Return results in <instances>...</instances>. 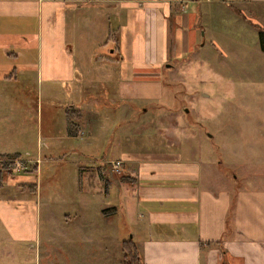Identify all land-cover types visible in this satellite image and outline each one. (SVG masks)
Here are the masks:
<instances>
[{"label": "crops", "instance_id": "crops-1", "mask_svg": "<svg viewBox=\"0 0 264 264\" xmlns=\"http://www.w3.org/2000/svg\"><path fill=\"white\" fill-rule=\"evenodd\" d=\"M237 1L247 2L257 21L229 0H0V160L24 159L20 148L32 146L37 131L36 153L25 151L32 168L18 175L36 190L0 199V212L33 210L34 172L49 159L43 146L52 160L62 154L68 163L57 195L74 208L53 213L44 232L32 218L0 219L7 239L21 245L3 242L0 264H38L42 255L46 264H122L123 250L112 263L110 249L89 256L81 247L115 238L122 249L118 214L143 264H264V189L236 191L229 228L233 194L202 159L211 156L209 140L195 124L177 121L182 108L169 113L175 121H161L168 109L161 102L170 96L163 67L201 48L210 21L223 22L208 3H226L236 19L264 29V0ZM44 100L51 108L45 122ZM62 100L82 113L73 132L68 109L61 122L54 116V102ZM117 116L121 124L112 130ZM115 158L124 160L120 173L110 167ZM41 236L44 254L36 249Z\"/></svg>", "mask_w": 264, "mask_h": 264}, {"label": "rangeland", "instance_id": "rangeland-1", "mask_svg": "<svg viewBox=\"0 0 264 264\" xmlns=\"http://www.w3.org/2000/svg\"><path fill=\"white\" fill-rule=\"evenodd\" d=\"M229 1L237 11H241L242 8L249 19L257 21L248 12L247 2ZM208 4L215 9V14H217L216 10L222 14L220 18L223 22L219 24L218 18L210 21L211 24H208L206 33L203 34L202 31L199 36V43L204 44L201 48L198 44L194 49L197 51L186 52L180 57L182 60L171 58L170 62L175 65L171 68L163 67V75L166 79L165 94H170V96L169 98L165 97L166 100L161 102V107L168 108L164 110L167 115L162 116L161 121L166 124L175 121V118L172 119L168 116L169 113L182 108L181 119L177 115V121L195 124L203 137L207 141L209 140L211 156L202 159L211 162L213 172L216 173L215 175H220L219 180L223 184H228L233 195L241 188L261 187L264 189V50L261 49L259 30L253 29L247 21L236 19L239 11L227 7L226 3L212 2ZM186 59L188 62L193 59L192 66L183 65L187 61ZM27 84H31L33 87V83L28 82ZM62 85L58 84V87H62ZM113 93L115 96L116 93ZM28 96L33 98L31 91ZM98 100L99 103H102L101 106L105 105L102 98ZM110 100L114 103L118 101L115 97ZM69 104H73V102L69 100ZM69 104L65 100L54 102L53 111L57 121L63 120ZM43 105L42 119L45 122L51 108L47 105L46 100ZM148 109L151 108L148 107ZM35 115L36 112L32 110L30 124L35 123L33 127L37 125L34 120ZM120 124V116L109 122L112 130ZM206 133H209L211 138H208ZM30 143L32 146L26 145L20 148L22 156L25 157L23 167H20L15 173L13 171L15 163L11 162L2 170L0 178H2L3 187L0 188V199L8 200L10 197L21 195L20 191H29L28 187V189H25V186L20 187L18 175L25 171L29 172L32 168L33 161L27 158L28 155L25 151L29 149L32 154L36 153V130L32 131ZM42 151L43 158L49 159L42 163L38 172H34L38 174L39 187L36 194L38 202L33 205V210H28L26 213L7 209L1 211L0 219L32 218L39 221V228L44 232L46 220L52 217L53 213H63L67 207L74 208L72 207L73 202L65 205L57 195L65 185L63 173L66 171L68 163L63 161L64 158H61L62 154L52 160L49 156L50 150L45 146L42 147ZM113 174L111 171L110 175L113 176ZM119 216L121 214L116 216L119 226L122 228L119 231V237L129 240L132 237V231ZM2 229L3 227H0V247L4 242L8 247L15 246L21 250V245L7 239ZM112 240V242H104L100 247L82 243V251L89 256H92L93 253H96L97 256L99 253L104 256L110 249L112 263L115 257H118V262H120L122 244L114 241L115 238ZM37 243L36 249L43 254L49 250L44 236H41ZM103 261L107 264L110 262L108 258ZM40 262L46 264L44 255L41 260L38 259V264Z\"/></svg>", "mask_w": 264, "mask_h": 264}, {"label": "trees", "instance_id": "trees-1", "mask_svg": "<svg viewBox=\"0 0 264 264\" xmlns=\"http://www.w3.org/2000/svg\"><path fill=\"white\" fill-rule=\"evenodd\" d=\"M259 38H260V45L262 50H264V29H259ZM75 112V114H73ZM67 123H68V128L70 129V132H73L75 130H72L75 128L76 125V121L74 120L75 118L79 119L82 117V113L80 111H78L76 108H72L68 109V115H67ZM11 156H7V157H17V155H19V153H13V154H8ZM14 158H2L0 160V163L2 164V166L0 167V174H2V170L4 169V167H6L8 165V163L14 162L13 160ZM23 159V158H22ZM2 178H0V188L3 186L2 184ZM20 187L25 186V189L31 190V191H35L36 190V183L33 182H19ZM28 187V188H27ZM235 200H236V195L232 196V200H231V206L229 209V215H228V227L230 228V223H231V219L233 216V211H234V207H235ZM203 243V242H202ZM123 258H122V262L123 264H143L142 262V257L140 255V251L139 248L137 246V244L132 240H125L123 242Z\"/></svg>", "mask_w": 264, "mask_h": 264}, {"label": "built area", "instance_id": "built-area-1", "mask_svg": "<svg viewBox=\"0 0 264 264\" xmlns=\"http://www.w3.org/2000/svg\"><path fill=\"white\" fill-rule=\"evenodd\" d=\"M14 160V167H13V171H18L20 167H23L24 166V162L25 161L24 159H19V158H16V159H13ZM37 161L39 162L40 159L38 158ZM123 162L124 160L121 159V158H115V159H110L109 161V164H110V167L111 169L114 171V172H118L120 173L122 171V168H123Z\"/></svg>", "mask_w": 264, "mask_h": 264}]
</instances>
